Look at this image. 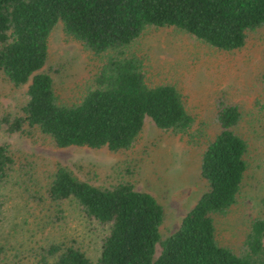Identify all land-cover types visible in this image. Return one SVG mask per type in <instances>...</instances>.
Wrapping results in <instances>:
<instances>
[{"label":"trees","instance_id":"obj_1","mask_svg":"<svg viewBox=\"0 0 264 264\" xmlns=\"http://www.w3.org/2000/svg\"><path fill=\"white\" fill-rule=\"evenodd\" d=\"M59 21L66 35L101 58L92 85L72 102L59 100L51 73L43 69ZM262 25L264 0H0V74L14 86L26 84L25 101L19 111L0 116V128L36 129L58 147L113 151L134 143L146 115L160 129L189 135L194 116L182 92L169 82L149 84L142 57L127 47L148 26H174L228 51ZM214 105L218 130L199 166L206 190L172 233L161 236L164 208L149 191L125 179L97 185L58 165L47 196L56 204L73 201L103 232L94 258L75 241H51L38 264H264V218L251 220L239 251L216 237L215 216L226 213L241 192L249 142L237 130L240 106L222 95ZM13 163L8 144L0 143V182ZM0 264H12L1 242Z\"/></svg>","mask_w":264,"mask_h":264},{"label":"rangeland","instance_id":"obj_2","mask_svg":"<svg viewBox=\"0 0 264 264\" xmlns=\"http://www.w3.org/2000/svg\"><path fill=\"white\" fill-rule=\"evenodd\" d=\"M127 52L142 57L149 84L169 82L182 92L194 116L190 134L160 129L146 115L134 143L113 151L58 147L36 129L9 133L0 128V143L8 144L14 156L0 182V242L12 264H38L51 241H75L91 257L97 253L102 229L85 219L73 201L56 204L47 196L46 186L58 165L97 185L125 179L149 191L164 208L161 236L172 233L206 190L199 166L207 141L218 130L214 100L220 95L241 108L237 130L249 142V167L237 202L215 216L216 237L239 251L251 220L264 218V25L249 30L244 45L228 51L174 26H148ZM100 61L57 22L43 69L51 73L60 101L80 98L92 85ZM25 91L26 84L14 86L0 74V116L19 111Z\"/></svg>","mask_w":264,"mask_h":264}]
</instances>
